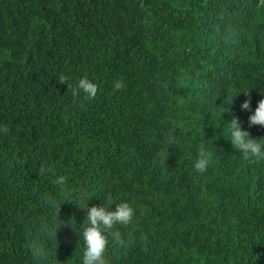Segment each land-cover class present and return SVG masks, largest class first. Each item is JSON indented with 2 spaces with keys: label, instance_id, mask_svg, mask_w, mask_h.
<instances>
[{
  "label": "trees",
  "instance_id": "1",
  "mask_svg": "<svg viewBox=\"0 0 264 264\" xmlns=\"http://www.w3.org/2000/svg\"><path fill=\"white\" fill-rule=\"evenodd\" d=\"M262 98L264 0H0V264H82L109 198L106 264H264V161L228 139Z\"/></svg>",
  "mask_w": 264,
  "mask_h": 264
},
{
  "label": "clouds",
  "instance_id": "2",
  "mask_svg": "<svg viewBox=\"0 0 264 264\" xmlns=\"http://www.w3.org/2000/svg\"><path fill=\"white\" fill-rule=\"evenodd\" d=\"M57 78L59 83L68 82V90L72 92L74 97L79 96L81 91L85 94V98L89 100L94 99L97 95L98 85L91 82L86 75L80 78L75 86H72L63 74L57 75ZM113 87L114 90L122 89L124 83L122 80H116ZM246 94L249 95V99L241 104V109L251 111L250 92ZM231 101L229 102L231 103ZM248 123L249 127L255 125L264 127V98L258 101V106L249 116ZM230 129L228 139H230L234 149L242 153L245 160L252 163L264 161V140H261L260 137L252 138L250 131L242 127L239 117H234L230 121ZM169 143L173 144L175 141L170 137ZM212 157L213 153L201 146L198 151V158L194 162V169L201 174L206 172ZM45 172L46 169L42 166L39 174L43 175ZM66 179L64 176H59L54 183L63 185L66 183ZM85 208H88V206ZM134 215L135 210L128 202L118 203L115 205V209L111 210L110 198L106 205H93L88 208L82 233L85 243L82 264H106L104 253L109 243L108 237L111 236L115 240H119L120 232L119 230L114 231L115 226L117 224L124 226L131 224Z\"/></svg>",
  "mask_w": 264,
  "mask_h": 264
}]
</instances>
